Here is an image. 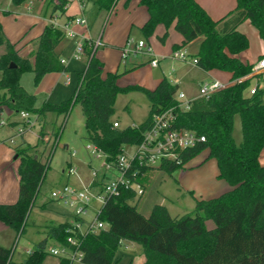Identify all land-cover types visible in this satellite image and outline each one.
Segmentation results:
<instances>
[{
    "label": "trees",
    "instance_id": "16d2710c",
    "mask_svg": "<svg viewBox=\"0 0 264 264\" xmlns=\"http://www.w3.org/2000/svg\"><path fill=\"white\" fill-rule=\"evenodd\" d=\"M12 1L14 5H21L28 0ZM65 2L61 0L55 10H62ZM113 2L98 0L106 9ZM141 2L150 15L143 27L147 36L152 35L159 24L167 28L174 24L183 36V45L202 37L195 65L203 71L229 72L234 83L208 98L193 100L188 110L182 109L176 98L178 86L167 79L150 90L140 85L121 87L118 84L120 73H109L103 78V64L86 41L88 65L77 73L79 83L73 96L60 104L45 103L36 108V97L24 90L21 75L34 72L35 84L39 85L46 74L67 71L55 51L65 32L54 24L47 26L38 40L33 64L18 55L0 22V46L5 47L0 57V105H7L18 113L36 114L38 119L48 113L64 117L60 128L52 134L51 144L41 140L45 136L42 130L36 145L22 142L15 148L20 157L19 198L14 204H0V221L19 235L25 233L74 105L81 106L85 117L84 139L99 147L112 165L118 163L125 146H136L143 141L155 114L175 108L174 126L192 130L204 136L205 141L182 151L179 162L165 161L159 167H146L135 160L133 169L138 173L135 181L143 188V194L137 196L133 188L121 186L118 194L105 198L96 218L108 227L80 236L82 263L118 264V250L125 242H132L142 246L146 257L144 264H264V166L259 161L264 148V89L247 94L252 80L263 74H255L253 65L238 57L249 47L246 35L238 31L244 21L250 20L264 41V0H237L236 8L218 21L213 20L197 0ZM130 91H140L147 96L149 116L140 125L115 128L112 117L117 96ZM237 115L242 125L240 144L233 136ZM206 150L216 159L219 177L231 186V190L215 198L196 199L194 211L182 216H171L166 206L160 204H155L148 216L140 211L141 197L152 188L158 171L172 174ZM97 185L99 183L94 182L92 187ZM70 228L69 221L47 226L45 239L37 243L21 263L12 260V249L0 246V264H42L49 240L67 244ZM61 264L70 262L61 260Z\"/></svg>",
    "mask_w": 264,
    "mask_h": 264
},
{
    "label": "crops",
    "instance_id": "0c3cea01",
    "mask_svg": "<svg viewBox=\"0 0 264 264\" xmlns=\"http://www.w3.org/2000/svg\"><path fill=\"white\" fill-rule=\"evenodd\" d=\"M6 1L7 5L12 3L13 7L12 0ZM197 2L215 21L224 18L237 5V0H197ZM60 3L61 0H28L23 6L14 5V11L11 14L6 10H0V22L6 38L14 45L21 58L28 59L33 64L36 60L38 40L45 28L54 24L65 32V37L55 51L61 62L64 61L62 63L67 71L48 73L39 85L35 84L34 72H25L21 75L20 83L24 90L36 97V108H41L45 103L60 104L73 96L79 83L77 73L84 71L88 65L85 57L81 60L74 57L77 41L80 37H84L91 42L101 39L102 44L94 51L96 57L103 64L102 76L105 78L109 73H120L118 84L121 87L140 85L153 90L157 88L163 79H167L178 86L177 95L178 93H184L186 96L185 101L192 102L200 98L201 94L194 96L184 91L187 83L191 81L198 82L200 89L203 85L215 81L227 86L234 83V81H231V73L229 72L220 70L203 71L195 65L194 61L203 40L202 37L183 45V36L175 29L174 24L168 28L164 24H159L153 34L147 36L143 31V27L150 15L148 8L142 4L141 0H114L109 9L102 8L98 0H66L62 10H55V6L60 5ZM87 11L91 14V17H87ZM78 17H84L87 20V25L73 23L74 19ZM91 18H94V22ZM103 20L105 31L95 33L96 23ZM66 26H69L68 29L75 33L74 36L68 35ZM238 31L246 35L249 40L248 49L241 52L238 57L243 62L254 66L264 57V41L250 20L244 21L239 26ZM141 40H144L152 48L153 54L130 56L123 63L121 50L128 42ZM177 47L178 50L187 53L186 60L173 58V53L177 50ZM4 53L5 47L0 46V57ZM153 58L159 60L157 67L151 65ZM1 78L2 72L0 71V80ZM262 78L264 79V73ZM257 84H260L258 79H253L251 87ZM249 90L247 94H250ZM1 94L4 96L5 92L2 91ZM149 111L150 103L148 104V116ZM0 120L6 122V125H0V204L10 205L18 201L21 183L19 173L20 157L15 148L22 142L36 145L40 140L42 130L45 135H52L62 125L64 117L48 113L43 118L38 119V124L23 136L17 135L21 123L24 122L18 112L11 110L7 105H0ZM30 133L35 137L33 142L29 138ZM235 141L240 144L242 138L239 137ZM259 161L264 166V148L261 151ZM182 169L175 171L173 174L178 177L180 189L193 192L195 199H211L231 190V186L219 177L217 161L210 156L208 150L186 163ZM65 170H62V173L67 176ZM112 175V173H109L107 178ZM90 183L93 184L89 181ZM95 188L101 190L98 185ZM146 195L148 199L152 198L151 189L147 190L141 197L139 209L142 208ZM52 201L54 200L52 199ZM43 207L45 208L46 205L44 204ZM63 207L66 208L64 205ZM151 209L147 213L141 212L148 216ZM68 210L67 213H60L61 216L58 219L53 215V218L47 219L44 224L39 225L35 222L34 226L39 227L40 231L34 237L25 239L23 243L20 242V235L15 229L0 221V246L12 249V260L14 262H24L34 246L45 239L47 226L58 225L67 221L71 223L72 211ZM59 244L55 239H50L48 247L58 246ZM116 259L118 264H144L146 261L142 246L132 242L123 244L116 254ZM61 260L47 254L42 264H61Z\"/></svg>",
    "mask_w": 264,
    "mask_h": 264
},
{
    "label": "built area",
    "instance_id": "2783aa9c",
    "mask_svg": "<svg viewBox=\"0 0 264 264\" xmlns=\"http://www.w3.org/2000/svg\"><path fill=\"white\" fill-rule=\"evenodd\" d=\"M73 23L77 25H87V20L84 17H78L74 19ZM65 28L68 30V35H75L73 31L68 29L69 26H66ZM86 41L88 40L84 37H80L77 41L74 54L75 59L81 60L85 57ZM88 42L94 50L102 44L101 39L94 42ZM142 54H153V50L144 40L138 42L130 41L122 49V61L125 63L130 56H138ZM173 58L186 60L187 53L182 50H176L173 53ZM62 62L64 63V61ZM158 64L159 60L157 58L151 60V65L153 67H157ZM253 72L255 74L264 73V57L253 66ZM262 80L263 78H259L258 82L260 83ZM226 87L227 85L215 81L203 85L200 89V94L201 97L208 98L213 93ZM259 88L260 84L251 87L249 90L250 94H255ZM185 97L184 93H178L176 96L179 102L178 106L182 109L188 110L191 106V101H185ZM19 114L24 122L21 123L17 135L23 136L27 131L31 130L38 124V117L35 114V118H33L31 113L25 111H22ZM175 121V108H170L161 113L155 114L150 128L144 134L143 141L135 146L136 150L134 154L126 158L123 156V152L116 165L109 164L106 161V155L99 147L92 143L87 144V150L94 157L102 160L104 168L110 173H112L111 170L115 173L107 178L106 182L103 184L102 190L97 194L90 193L87 188L80 189L72 187L68 183L52 190L51 198L72 211V222L71 228L68 230L70 234L67 238V244L47 247V254L62 260H67L70 263H82L83 253L80 250V236L88 233H96L108 227L107 224L98 221L97 218L92 222H88L84 219V216L88 213V208L91 206L92 200H100L103 203L107 196L118 194L121 186L133 188L136 191L137 196L142 195L143 188L135 181L138 177L137 171L133 169V162L135 160H137L140 165L146 167H157L165 161L179 162L180 153L182 151L205 141L204 136L198 135L192 130L176 128L174 126ZM0 125H6V122L0 120ZM113 125L115 128H119V122H114ZM53 139L54 138L51 135H45L41 138L44 143L48 144H51ZM75 154V152L71 153V156L74 157ZM65 173L68 177H72L76 174V167L72 165V162L68 163ZM92 177V182L97 180V173L95 171L92 172Z\"/></svg>",
    "mask_w": 264,
    "mask_h": 264
},
{
    "label": "rangeland",
    "instance_id": "374dc122",
    "mask_svg": "<svg viewBox=\"0 0 264 264\" xmlns=\"http://www.w3.org/2000/svg\"><path fill=\"white\" fill-rule=\"evenodd\" d=\"M6 2V0H0V10H6L11 14L14 11V5L12 7V3L7 5ZM23 5L24 3L19 6ZM86 14L87 17H91V14L88 11ZM93 20L94 18L92 19V22H94ZM102 30L105 31L104 20L96 23V26L94 27L95 33H99ZM75 78L77 83L76 75ZM260 84V87L264 88V79L260 82ZM199 89V83L191 81L187 83L184 91L197 96L200 94ZM148 104L149 101L147 96L140 91L119 93L116 99L115 114L113 115L112 120L119 122L120 129L128 126L140 125L148 118ZM32 116L35 118V114H32ZM34 131H36V129H34ZM46 135L50 136L51 134ZM85 136V117L82 113L81 106L76 104L73 106L66 119L60 141L52 157L50 167L46 171L44 183L28 220L26 232L24 235H20L19 240L21 243H23L25 239H30L38 234L37 232L40 231V228L34 226L35 222L41 225L44 224L47 219L53 218V215L56 219H58L61 216L59 215L60 213H67V211H69L64 208L62 204L52 201L51 192L53 188L62 187L68 183L72 187L80 189L87 188L90 193L97 194L99 189L90 187L91 183L89 184V181H93L92 172L95 171L97 173V180L94 182L99 183L98 187L102 190L103 184L106 182L107 175L110 172L104 168L102 160L94 157L87 150L88 143L84 139ZM233 136L235 139H238L239 137L242 138V125L239 115L235 117ZM29 138L32 142L35 141V137L32 133L29 134ZM135 150V146L127 145L124 147L123 156L126 158L130 157L134 154ZM74 152L76 154L72 157L71 153ZM68 162H72V165L76 167V174L71 178H68L62 173V170L67 169ZM159 166L160 165L157 167ZM111 171L112 174L115 173L113 170ZM173 173L169 174L164 171H158V175L154 179L153 186L151 188L152 198L148 199V196L146 195L140 211L147 213L155 203L166 206L169 213L173 217L190 214L194 211L196 206L194 193L182 191L180 189L181 186L179 184L178 177ZM44 204L46 205L45 208L43 207ZM101 205L102 201L96 199L92 200L91 206L88 208V213L84 216V219L88 222L95 220ZM73 264L80 263L74 262Z\"/></svg>",
    "mask_w": 264,
    "mask_h": 264
},
{
    "label": "water",
    "instance_id": "95a60500",
    "mask_svg": "<svg viewBox=\"0 0 264 264\" xmlns=\"http://www.w3.org/2000/svg\"><path fill=\"white\" fill-rule=\"evenodd\" d=\"M13 66V65H12Z\"/></svg>",
    "mask_w": 264,
    "mask_h": 264
}]
</instances>
